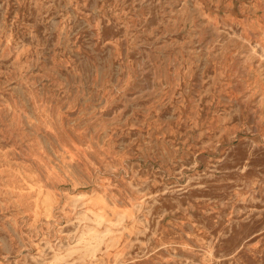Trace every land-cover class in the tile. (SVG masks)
Returning a JSON list of instances; mask_svg holds the SVG:
<instances>
[{
  "label": "rangeland",
  "instance_id": "obj_1",
  "mask_svg": "<svg viewBox=\"0 0 264 264\" xmlns=\"http://www.w3.org/2000/svg\"><path fill=\"white\" fill-rule=\"evenodd\" d=\"M0 264H264V0H0Z\"/></svg>",
  "mask_w": 264,
  "mask_h": 264
}]
</instances>
